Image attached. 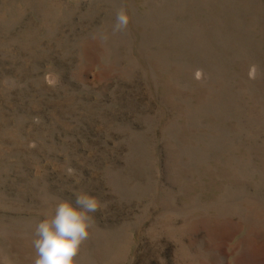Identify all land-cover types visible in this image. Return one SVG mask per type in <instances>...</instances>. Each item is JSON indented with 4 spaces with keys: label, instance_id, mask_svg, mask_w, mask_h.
<instances>
[{
    "label": "rangeland",
    "instance_id": "rangeland-1",
    "mask_svg": "<svg viewBox=\"0 0 264 264\" xmlns=\"http://www.w3.org/2000/svg\"><path fill=\"white\" fill-rule=\"evenodd\" d=\"M80 191L77 264H264V0H0V254Z\"/></svg>",
    "mask_w": 264,
    "mask_h": 264
},
{
    "label": "clouds",
    "instance_id": "clouds-1",
    "mask_svg": "<svg viewBox=\"0 0 264 264\" xmlns=\"http://www.w3.org/2000/svg\"><path fill=\"white\" fill-rule=\"evenodd\" d=\"M130 14L124 6H120L115 13L112 25V34L127 30L130 23ZM95 38V37H94ZM105 33L102 41L108 40ZM257 68L251 66L249 78L256 77ZM196 77L201 75L196 71ZM72 167H67L66 174H74ZM100 201L86 191L75 194V202L70 199L58 198L53 207L43 212L35 227L33 248L35 250L34 264H77L76 257L81 245L88 239L89 229L93 223L91 213L100 211ZM0 264H11L6 255L0 254Z\"/></svg>",
    "mask_w": 264,
    "mask_h": 264
}]
</instances>
